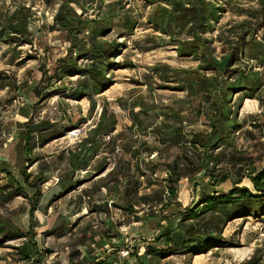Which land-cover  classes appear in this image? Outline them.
I'll return each instance as SVG.
<instances>
[{
	"label": "trees",
	"instance_id": "1",
	"mask_svg": "<svg viewBox=\"0 0 264 264\" xmlns=\"http://www.w3.org/2000/svg\"><path fill=\"white\" fill-rule=\"evenodd\" d=\"M143 1L153 7L147 18L150 27L168 38L179 57L199 61L194 68H168V74L160 77L164 82L178 84L179 91L187 92L188 101L182 100L179 105H161L151 94L154 90L152 83L146 82L149 97H133L130 101L119 99L120 106L128 109L130 125L120 131L127 139L120 141V135L114 134L117 116L104 108L91 134L76 150L68 153V167L70 175L75 176L86 171L97 156L103 155L105 159L97 170L103 174L109 164L114 163L107 173L114 183L110 189L123 196V204L115 206L131 211L134 216H138L136 209L144 212L147 207L152 213L146 218H155L161 225L159 233L150 241L152 243L146 246L144 258L138 261V264H154L156 259L182 251L192 252L197 257L216 247L217 243L226 244L223 230L230 221L245 217L264 218V154L257 158L238 155L234 146L235 134L243 125L229 105L234 94L254 92L263 81L260 73L238 72L233 83L226 87L222 83L221 77L227 68L247 57L245 46L255 35L250 26L252 23L244 21L220 29L216 38L206 37L216 32L220 18L226 12L227 6L222 0ZM244 1L259 3L261 8L251 11L249 17L257 20L260 16L264 20V0ZM54 3L57 11L51 29L59 28L64 32L68 50L65 57L57 60L52 75L44 69L42 80L62 81L77 76V81L49 92H63L67 99L76 101L88 98L94 110V98L114 84L109 75L117 66L114 59L124 50L119 36L134 31L139 19L133 18L132 9H127L131 0H56ZM4 12L0 18V40L32 44L30 7L18 5ZM113 34L115 38L111 39ZM217 42L221 44L219 52L215 46ZM152 71L153 78L162 74L161 69ZM187 105L189 114L184 113ZM87 119L81 117L78 121H71L62 130L57 128L56 122H43L35 128L27 123L22 135L26 167L21 174L34 190L31 197L25 195L34 205L30 215L31 228L27 233L19 231L20 236L32 238L36 226L32 214L42 196L41 189L36 183H30L31 175L27 173L28 166L38 162L32 159L34 151L80 128L88 122ZM198 124L206 129H194ZM226 147L235 152L216 154ZM259 161L261 164L257 165ZM222 164L236 168L237 179L230 170L223 169ZM43 173L44 169H41L38 174ZM245 177L251 180L253 189L240 186ZM204 178H209L214 186L231 182L232 187L227 192H203L193 206L163 217L158 215L159 206L168 209L180 205L181 181L188 180L198 186L197 181ZM78 183L74 180L64 187V192L75 189ZM163 222L166 224L162 225ZM35 258L34 264H42V256ZM257 262L254 257L247 264ZM100 264L106 263L100 261Z\"/></svg>",
	"mask_w": 264,
	"mask_h": 264
},
{
	"label": "rangeland",
	"instance_id": "2",
	"mask_svg": "<svg viewBox=\"0 0 264 264\" xmlns=\"http://www.w3.org/2000/svg\"><path fill=\"white\" fill-rule=\"evenodd\" d=\"M55 1L48 3L47 0H0L1 19L6 9H13L18 5H26L32 11L30 25L32 44L0 40V241L2 242L0 264H34L33 259L41 255H45L42 264H57L58 261L61 263L63 257L60 249L64 250L63 245L79 240L78 232L73 231L74 224H71L72 202L81 201L82 204L85 203L88 210L98 208V200L104 199L100 195L99 187L107 185L111 188L114 185L112 178L110 179L107 174L97 172L105 159L103 155L95 158L91 167L88 168L89 172H80L73 176L69 173L68 153L76 150L78 145L91 134L104 108L113 111L119 119L120 125L115 135H120V141L127 139L120 134V131H125L122 128L125 124L130 125L128 109L120 106L119 99L130 101L134 96L146 98L152 94L161 105H179L182 100L188 101L187 95L177 89L178 84L164 82L160 77L168 74V68H189L197 65L196 61L180 59L168 38L156 33L150 27L147 18L153 7L148 6L143 0H131V6L127 9H132L133 18L139 19L138 24L134 31L125 32L119 36V42L124 44V50L114 59L117 66L109 75L114 79V84L94 98L95 109L92 110V103L88 98L76 101L67 99L63 96V92L50 93L49 91L53 88L70 85L78 79L74 76L62 81L42 80L45 74L44 69L52 75L57 60L65 57L68 50L64 32H61L59 28L51 29L57 11ZM222 1L228 10L230 8V12L225 14L221 27L229 24L235 26L240 21H250L251 28L255 30L252 41L248 43L255 49V56L243 60L241 58L236 65L227 68L221 81L226 87L236 80L238 71L261 73L263 82L258 85L256 91H248L243 95L237 94L232 99L234 116L239 115L238 121L244 123L243 130L235 134V149L239 156L244 155L241 157L257 158L264 154V62L263 57H258L259 54L264 53V20L260 16L257 20L244 16L233 17L231 14L233 0ZM244 3L247 4L241 2V5ZM260 6L253 4L248 7L257 10L261 8ZM239 9L241 8H238V11ZM110 38L114 39L115 34ZM220 45L218 42L215 44L218 52ZM154 68L162 71V74H157L155 78L151 76ZM146 82H151L154 87L151 94L145 85ZM254 96L255 100L252 99ZM186 113L189 114L190 109L186 110ZM81 117L88 118V122L34 151L32 159L38 162L28 166L27 173L31 175L30 183H36L41 189L42 196L32 214L36 223L32 238L20 236L19 231L27 233L31 228L30 215L34 205L30 203L29 198L25 197L27 194L31 197L34 190L25 183L21 174L26 167L22 135L28 126L35 128L47 121L58 123L57 128L62 130L71 121H78ZM230 151L235 152L234 149L226 147L216 154H230ZM259 164H261L260 161L257 162V165ZM113 165V162L109 164L110 167L107 165L108 170ZM222 166L223 169L230 170L237 179L236 168H230L228 165L225 167L224 164ZM41 169H44L42 175L38 174ZM74 180L80 182L78 185L85 183L84 191L64 192V187ZM197 183L198 186L185 180L179 185L178 197L182 205L181 209L193 206L203 192L214 193V188L217 191L230 190L229 185H212L209 178L200 179ZM240 186L253 189V184L248 177L244 178ZM120 201L122 202V199ZM111 203L104 202L100 207L104 206L108 209V214L114 216L117 227L127 233L129 241L134 244L130 259L135 260L132 263L138 264L141 257L138 255L139 249L146 242H152L146 238L142 240L144 244L138 246L134 242L137 238L133 235H139V232L144 237L152 235L150 237L152 241L159 233L161 225L153 220L145 221L148 220L146 215L152 213L147 207L142 213H140L141 210L136 209L138 216H134L131 211L117 210L115 205L119 203V200L113 205H110ZM178 209L180 208L176 206L168 209H162L159 206L157 211L158 215L163 217L164 214L174 213ZM131 217L142 218L143 224L131 225L134 221ZM98 221L101 223L99 219ZM43 222L46 225L45 233L41 229ZM64 234L67 237L62 240ZM223 234L227 239L226 244L217 243L216 247L206 253L198 254L197 257L192 252L182 251L166 258L156 259L154 264H247L254 257L258 259L257 264H264V218L235 219L226 224ZM55 248L59 250L57 254L49 250ZM39 252L42 254L39 255Z\"/></svg>",
	"mask_w": 264,
	"mask_h": 264
},
{
	"label": "crops",
	"instance_id": "3",
	"mask_svg": "<svg viewBox=\"0 0 264 264\" xmlns=\"http://www.w3.org/2000/svg\"><path fill=\"white\" fill-rule=\"evenodd\" d=\"M241 2H246L247 4L244 3V5H241ZM234 3H235V5H234ZM253 4L259 5V3L255 2V1L254 2L253 1L248 2V1H244V0H233V3L231 5V9L233 8L231 14L233 15V17H237V16L249 17L251 11L256 10L253 7H248V6H251ZM238 8H241V9H239V11H238ZM229 12H230V8H229V10L227 8L226 12H224L220 18V22L218 24L216 32L213 35L209 33L206 35V37H209V38H211V37L216 38L217 37L219 30L221 28L225 27V26L221 27V22L225 16V14H228ZM242 22H244V21H240L239 23H242ZM233 23H235V22H233ZM239 23H237L236 25H238ZM156 33L160 34L159 32H156ZM249 42L250 41L247 42L245 47H246L247 54L250 56L247 55L246 58L252 57L253 55L255 56V54H256L253 46L252 47L249 46V44H248ZM174 48H175V51L177 53L175 46H174ZM258 57H264V53L259 54ZM179 58L185 59V60L196 61V60H194L195 58H188V57H179ZM196 62L198 65L199 61H196ZM189 68H194V67H189ZM184 69H188V68H184ZM238 72H240V71H238ZM180 92H182V91H180ZM182 93L187 95V92L183 91ZM237 94L243 95L244 92L236 93V94H234V96ZM234 96H233V98H234ZM134 97H136V96H134ZM245 99H248V98H245ZM252 99L255 100L256 97L254 96V98H252ZM229 105H231V107H232V103ZM242 107H243V105L241 106V108ZM186 108L190 109L189 105H187ZM186 108H184V113H186V110H188ZM238 117H239V115H238ZM245 118H247V116ZM240 123L243 125V128H244V123L243 122H240ZM119 125H120V123H119V119L117 117V125H116V130H115L114 134H116V131H117V128ZM126 127H127V125L125 124L122 128L126 129ZM200 128H202V129H200ZM243 128L237 132L240 133L243 130ZM194 129L204 130V129H206V127L203 126L202 124H198V125L194 126ZM90 167H91V165H90ZM90 167H88V168H90ZM110 170H107L103 174L109 173ZM83 172H89V169H87L86 171L85 170L82 171V173ZM184 181L185 180L181 181L180 184H182ZM228 185L230 186V189H231V187H232L231 182H226V183L222 184L221 186H228ZM84 186H85V183H82V184L78 185V188L76 187L72 191H74V192H77L80 190L84 191V189H83ZM214 189H215L214 192H216L217 189L216 188H214ZM85 190H87V189H85ZM121 193H122V190H121ZM210 194H213V192ZM100 195L104 199L101 201L98 200V202H97L99 204L97 206L98 208H93V209L88 210V208L85 206V203L82 204L81 201H78V202L73 201L72 202L71 209H70V213L72 216L71 217V224H74L73 231L78 232V239L79 240L78 241L75 240L74 242H71L70 244H64L63 245V247H65V248H62V249H64V250L62 251L60 249L63 259H62L61 263H59V261H58L57 264H95L96 261H98V260L101 261V263L104 262L107 264V263L115 260L117 258L119 251L121 249H124L127 246V244L130 242L129 241L130 238L127 236V233H125L122 229H119L117 227V223L115 222L114 216L113 215L110 216L108 214V209H106L104 206L100 207V206H102V203H104V202L111 203L112 201L118 202V200H119V203L117 205H119V206L122 205L123 202L120 201L122 199L121 197H123L122 194H116V193L112 192L111 189L108 187H101ZM179 200H180V198L178 197V201ZM179 204H180L179 205L180 210H182L181 209L182 205H181L180 201H179ZM119 206L118 207L116 206L117 210L123 212V210ZM142 212H140V213H142ZM131 218L134 219V221L132 222L131 225H136V224L142 225L143 224L142 218H139V220H136L134 217H131ZM98 219L101 221V223H99ZM151 220L159 223L155 218H151V219H148L145 221L147 222V221H151ZM163 223H165V222H163ZM45 228H46V225H45V222H43V225L41 226L43 233L46 232ZM155 231H153V232L155 233ZM138 234L139 235H133V236H136V238H137V239H135L134 242H136L138 246H140L142 243L144 244V242H142V240H145L146 238L148 239V241H151L150 237L152 235H150V237H144V235H142L141 232H139ZM66 237H67V235L64 234V236L62 237V240ZM55 238H57V237H55ZM60 240H61V238H60ZM148 243L149 242H146L144 245L142 244L143 245L142 248L139 249V251H138V255L141 256L140 257L141 259L144 258V257L142 258V256H144L146 253V246L148 245ZM60 245H61V243L58 245V247H60ZM49 250H53V252H55V254H57L58 253L57 251H59L58 248L49 249ZM40 254H42V252H39V255ZM41 256L43 257V260H44L45 255H41ZM125 262L131 263V262H135V260L134 259H128V260H125Z\"/></svg>",
	"mask_w": 264,
	"mask_h": 264
},
{
	"label": "built area",
	"instance_id": "4",
	"mask_svg": "<svg viewBox=\"0 0 264 264\" xmlns=\"http://www.w3.org/2000/svg\"><path fill=\"white\" fill-rule=\"evenodd\" d=\"M111 205V204H110ZM134 248L133 243H128L127 246L124 249H121L117 255V258L107 264H136V263H127L125 260H128L131 258L132 251ZM95 264H100V261H96Z\"/></svg>",
	"mask_w": 264,
	"mask_h": 264
}]
</instances>
